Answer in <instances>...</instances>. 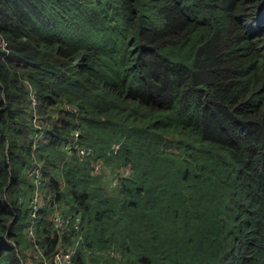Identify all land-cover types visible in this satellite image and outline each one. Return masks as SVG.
Returning a JSON list of instances; mask_svg holds the SVG:
<instances>
[{"label": "trees", "instance_id": "trees-1", "mask_svg": "<svg viewBox=\"0 0 264 264\" xmlns=\"http://www.w3.org/2000/svg\"><path fill=\"white\" fill-rule=\"evenodd\" d=\"M0 35V264L31 222L72 264H264V0H0Z\"/></svg>", "mask_w": 264, "mask_h": 264}, {"label": "built area", "instance_id": "built-area-1", "mask_svg": "<svg viewBox=\"0 0 264 264\" xmlns=\"http://www.w3.org/2000/svg\"><path fill=\"white\" fill-rule=\"evenodd\" d=\"M0 44L5 45V40L1 35H0ZM31 101L32 103H35L37 101L34 94H32ZM68 107L70 109H75V107H70V106ZM32 120L38 127L34 133V140L36 141L42 136V131H41L42 119L38 117L37 112L34 111L32 115ZM79 132L80 130L78 128H74L73 136H71V138H69L64 142L63 148H65L68 153L72 152L74 149H77L79 152L83 154H91L92 153L91 146L79 142ZM112 147L114 150H116L118 144L113 143ZM91 166L93 171L96 173L103 172L105 170L107 171L106 164L103 161V159L100 157L94 158L91 161ZM125 166L129 167V165H125ZM119 172L120 169L116 168L114 170V174H111V176L114 177L112 179L113 180L112 183H115L117 181ZM26 173L32 179L34 185V190L31 197V215L35 216L37 209L40 205V185L44 181L43 169L41 167V164L36 162H31L27 164ZM71 218L72 217L69 214L68 215L64 214L61 208H59V206H55L51 219L53 223V229L55 232L59 234V237H61V233L63 232L64 226L71 220ZM79 220H80V216L77 215L74 220V226L76 228H78L80 225ZM26 235L33 244L34 253L36 255L42 256L43 258L42 264H50L51 262H53L54 264H72V255L75 250V247L73 245L66 244L60 241L57 247L51 252V254L46 255L44 254L46 245L43 242H41L32 222L26 228Z\"/></svg>", "mask_w": 264, "mask_h": 264}, {"label": "rangeland", "instance_id": "rangeland-1", "mask_svg": "<svg viewBox=\"0 0 264 264\" xmlns=\"http://www.w3.org/2000/svg\"><path fill=\"white\" fill-rule=\"evenodd\" d=\"M145 1V5L146 6H148V7H150V10L151 11H154L161 3H163V1L164 0H144ZM80 142V141H79ZM81 143V142H80ZM115 168H118V169H120V172L121 173H127L130 169H129V167L128 166H124V165H120L119 167H115ZM104 174H105V177H107V178H110L111 179V183L113 182V178L114 177H112L111 176V174H114V171L112 172V171H106V172H103ZM110 183V182H109ZM214 188V185L211 187V190ZM190 190H189V186H187V187H184L183 188V190H182V192H183V194H189L190 192H189ZM14 243V242H13ZM19 246H20V249H19V252H18V254L20 255V258H21V262L23 263V264H26L27 262H29V261H32L33 260V258L32 257H30L29 255L26 257L25 256V254H24V252H23V250H25L26 249V247H28L29 249H30V247H29V245L27 246V244H26V241H24V240H22L21 241V243L19 244ZM27 248V251L29 252V253H32L31 251H29V249ZM34 251V250H33ZM28 253V254H29Z\"/></svg>", "mask_w": 264, "mask_h": 264}]
</instances>
